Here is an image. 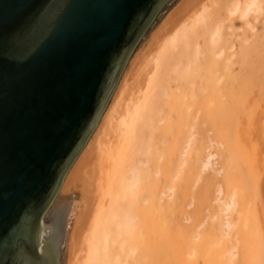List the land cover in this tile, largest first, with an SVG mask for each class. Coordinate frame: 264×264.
<instances>
[{"label":"bare ground","instance_id":"6f19581e","mask_svg":"<svg viewBox=\"0 0 264 264\" xmlns=\"http://www.w3.org/2000/svg\"><path fill=\"white\" fill-rule=\"evenodd\" d=\"M162 23L64 186L82 192L68 264H264V111L237 131L264 76V0H181Z\"/></svg>","mask_w":264,"mask_h":264},{"label":"water","instance_id":"95a60500","mask_svg":"<svg viewBox=\"0 0 264 264\" xmlns=\"http://www.w3.org/2000/svg\"><path fill=\"white\" fill-rule=\"evenodd\" d=\"M173 0H0V264H65L58 195L126 65Z\"/></svg>","mask_w":264,"mask_h":264},{"label":"rangeland","instance_id":"374dc122","mask_svg":"<svg viewBox=\"0 0 264 264\" xmlns=\"http://www.w3.org/2000/svg\"><path fill=\"white\" fill-rule=\"evenodd\" d=\"M181 0H173L171 3H169L167 6H166V8L164 9V11L158 16V18L156 19V21L154 22V24L152 25V27L150 28V30L146 33V35L144 36V38L142 39V41L140 42V44L138 45V47L135 49V51H134V53L132 54V56H131V58L129 59V61H128V64H127V66H126V68H125V70H124V72H123V75H122V77H121V79H120V81H119V84H118V86H117V88H116V90H115V92H114V94H113V96L115 95V93L117 92V90H118V87L120 86V84H121V82H122V80L123 79H125V77L127 76V74L129 75L132 71V68L134 67L135 68V66H134V62L135 61H137L138 62V64H140V63H142V60H143V55H145L146 54V52H147V49H148V46H149V44L151 43V41H152V33L154 34L155 33V31H157L158 29H159V27L163 24L162 22L163 21H165V19H166V17L171 13V11L176 7V5H178V3L180 2ZM169 13V14H168ZM162 23V24H161ZM157 29V30H156ZM146 51V52H145ZM139 58H140V61H139ZM142 58V59H141ZM137 64V66H139ZM124 77V78H123ZM264 76H261L260 78H258V80H257V88H256V92H254V95H255V100L252 98V95L250 96V99H249V104H248V107L245 109V112L243 113V115H242V118L240 119L241 120V125L238 123V125H237V131H239V132H241L242 133V131L243 132H245L244 131V129H243V127L246 125V123H249L250 122V120L253 118V117H255V115H257L259 112H262V111H264V100H263V95H264ZM249 92V91H248ZM113 96H112V98H111V100H110V102H109V105H110V103H111V101H112V99H113ZM262 97V98H261ZM108 105V106H109ZM217 107V109L216 108H214V111H215V113L214 112H212V114L214 113L215 114V116L214 117H216V118H221L222 117V114L220 113V111H219V108H218V106H216ZM108 108V107H107ZM106 111V110H105ZM105 113V112H104ZM104 113H103V115H102V117L100 118V120H99V122H98V124H97V126H96V128H95V130H94V132L92 133V135H91V137L89 138V140H88V142H87V144L85 145V147L83 148V150H82V152L80 153V155L78 156V158L75 160V162L73 163V165H72V167L70 168V170L68 171V173H67V175L65 176V178H64V180H63V183H62V185H61V188H60V190H59V192L57 193L58 195H60V196H62V195H65V194H68V193H63V190H64V186H65V184H66V182H67V180H68V176L70 175V173L75 169V167L77 166V164H78V162L82 159V157H83V155L85 156V155H87L88 153H89V148L91 149V147H92V142H93V140H94V138H95V136H96V134H97V132H98V130H99V128L101 127V125H102V123H103V116H104ZM204 115H205V113H204ZM204 117H206V116H204ZM204 117H202V115L201 116H199V118L200 119H205ZM261 119H263V118H261ZM216 122H214L213 124H215ZM219 122H217L216 124H218ZM202 125L203 124H201V122L198 124V125H196V127H195V132H197V131H201V134L199 133V135H201L202 137H205L206 135H208V140L210 141L211 139H212V141L213 140H215V139H213L212 138V134H211V132H207L206 130H205V127H202ZM100 126V127H99ZM199 131V132H200ZM203 134V135H202ZM196 136H197V133H196ZM206 139H207V137H206ZM258 140H260V135H258V139L256 140V143L259 145V146H261V142L260 141H258ZM244 141V140H243ZM179 142H180V140H179ZM178 142V143H179ZM258 142H260V143H258ZM92 143V144H91ZM181 143V142H180ZM213 146V149H215V147H216V145H212ZM242 148L244 149L243 150V152H244V156H245V163L243 164V169H242V172L243 173H247L248 172V169H249V167H250V161L249 162H247L248 161V157H249V155L252 153V149L254 148L253 146H254V143H249V142H242ZM262 147V146H261ZM262 149H263V147H262ZM95 152V151H94ZM95 153H92V154H89V156L90 157H95V155H94ZM199 156V152H196V153H194V157H193V161H191L192 163H195V161H196V158ZM96 158V157H95ZM90 163H92V161L90 162ZM247 164H249V165H247ZM91 166H92V164H91ZM218 166H220L219 164H218ZM246 166H248V168L246 167ZM91 169V168H90ZM82 174H84V173H82ZM82 176V175H81ZM81 176H80V179H82L81 178ZM79 179V183H80V180ZM80 184H78V186H79ZM78 189V190H77ZM73 192H75V193H77L78 195H79V199H80V201H81V198H82V195L80 196V194H82V192H80V187H77L76 189H75V191H73ZM72 193V192H71ZM79 208H80V210H81V207L79 206ZM79 208H78V212L77 213H79ZM193 208V205H189L188 206V209L189 210H191ZM209 212V211H208ZM232 218H235V216L234 217H232ZM73 228H75V224L73 225ZM237 233H239V232H237ZM71 235H72V233H71ZM237 237H239V235H237ZM70 240H71V236H70ZM69 240V243H68V248H67V253H66V259H65V264H68V262H69V260L71 259V256L72 255H70V254H72L71 253V249L70 248H72V251L74 250V248H73V245H72V240L70 241ZM247 243H249V241L247 240L246 241ZM71 243V244H70ZM70 250V251H69ZM70 252V253H69ZM69 258V259H68ZM240 261V260H239Z\"/></svg>","mask_w":264,"mask_h":264}]
</instances>
